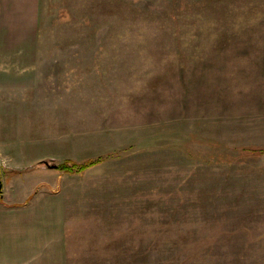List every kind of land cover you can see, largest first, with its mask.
<instances>
[{"label": "rangeland", "instance_id": "obj_1", "mask_svg": "<svg viewBox=\"0 0 264 264\" xmlns=\"http://www.w3.org/2000/svg\"><path fill=\"white\" fill-rule=\"evenodd\" d=\"M38 3L0 22V264H264V0Z\"/></svg>", "mask_w": 264, "mask_h": 264}, {"label": "crops", "instance_id": "obj_2", "mask_svg": "<svg viewBox=\"0 0 264 264\" xmlns=\"http://www.w3.org/2000/svg\"><path fill=\"white\" fill-rule=\"evenodd\" d=\"M38 6V0H0V22L34 21Z\"/></svg>", "mask_w": 264, "mask_h": 264}, {"label": "water", "instance_id": "obj_3", "mask_svg": "<svg viewBox=\"0 0 264 264\" xmlns=\"http://www.w3.org/2000/svg\"><path fill=\"white\" fill-rule=\"evenodd\" d=\"M41 164H43L44 166H46L50 169H56L58 167L57 164H51L48 161H41ZM1 191H2V174L0 171V193H1Z\"/></svg>", "mask_w": 264, "mask_h": 264}, {"label": "trees", "instance_id": "obj_4", "mask_svg": "<svg viewBox=\"0 0 264 264\" xmlns=\"http://www.w3.org/2000/svg\"><path fill=\"white\" fill-rule=\"evenodd\" d=\"M67 163V162H66ZM66 166H58L57 169H63V170H67V171H74L75 169H77V166L76 165H73V166H70V167H67L69 165L65 164ZM86 166H82L80 168H78V170L76 171H82Z\"/></svg>", "mask_w": 264, "mask_h": 264}]
</instances>
